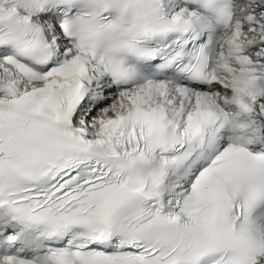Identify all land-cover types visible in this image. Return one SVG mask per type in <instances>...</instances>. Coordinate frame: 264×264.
<instances>
[{"label":"snow or ice","instance_id":"obj_1","mask_svg":"<svg viewBox=\"0 0 264 264\" xmlns=\"http://www.w3.org/2000/svg\"><path fill=\"white\" fill-rule=\"evenodd\" d=\"M0 264H264V0H0Z\"/></svg>","mask_w":264,"mask_h":264}]
</instances>
